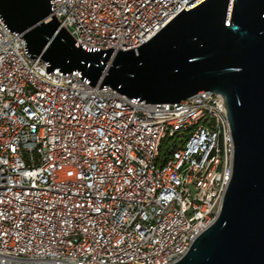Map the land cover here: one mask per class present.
Segmentation results:
<instances>
[{
    "label": "built area",
    "instance_id": "1",
    "mask_svg": "<svg viewBox=\"0 0 264 264\" xmlns=\"http://www.w3.org/2000/svg\"><path fill=\"white\" fill-rule=\"evenodd\" d=\"M194 1L51 4L78 44L129 51ZM25 47L0 21V264L177 263L231 181L222 95L139 104L49 75Z\"/></svg>",
    "mask_w": 264,
    "mask_h": 264
},
{
    "label": "water",
    "instance_id": "2",
    "mask_svg": "<svg viewBox=\"0 0 264 264\" xmlns=\"http://www.w3.org/2000/svg\"><path fill=\"white\" fill-rule=\"evenodd\" d=\"M54 8L51 0H0L1 23L47 74L78 73L139 104L222 95L231 181L216 221L175 264H264V0H196L129 51L78 44Z\"/></svg>",
    "mask_w": 264,
    "mask_h": 264
}]
</instances>
